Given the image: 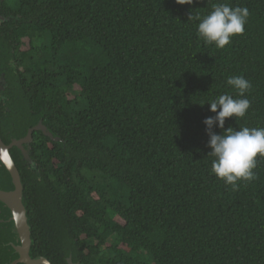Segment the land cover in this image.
<instances>
[{
  "label": "trees",
  "instance_id": "obj_1",
  "mask_svg": "<svg viewBox=\"0 0 264 264\" xmlns=\"http://www.w3.org/2000/svg\"><path fill=\"white\" fill-rule=\"evenodd\" d=\"M217 2L0 0V39L20 67L1 121L59 137L33 131L35 168L12 151L32 257L264 264V157L235 190L217 179L203 123L215 113L198 103L235 96L226 81L242 75L251 106L225 128L264 127V0H227L249 16L223 49L197 35Z\"/></svg>",
  "mask_w": 264,
  "mask_h": 264
},
{
  "label": "clouds",
  "instance_id": "obj_2",
  "mask_svg": "<svg viewBox=\"0 0 264 264\" xmlns=\"http://www.w3.org/2000/svg\"><path fill=\"white\" fill-rule=\"evenodd\" d=\"M176 2L190 5L193 0ZM248 16L246 7H233L227 0L217 2L207 15L202 18L196 16L199 20L197 35L205 44H214L216 48L223 49L231 43L233 36L243 34ZM226 83L235 90V96L223 93L198 103L201 106L208 103L209 110L215 113L203 121L209 135L208 147L211 151L207 155L212 157L211 174L235 190L238 182L256 179L254 169L257 157H264V127L225 128L226 118L234 117L236 120L246 116L251 102L245 93L252 87L251 82L242 75L230 76ZM214 126L222 131L216 133L213 131Z\"/></svg>",
  "mask_w": 264,
  "mask_h": 264
},
{
  "label": "flooded vegetation",
  "instance_id": "obj_3",
  "mask_svg": "<svg viewBox=\"0 0 264 264\" xmlns=\"http://www.w3.org/2000/svg\"><path fill=\"white\" fill-rule=\"evenodd\" d=\"M0 23L4 20L3 15L0 13ZM6 48L4 39H0V138L5 145H10L12 140H20L26 136L27 131L33 127L26 128L23 133L15 132L13 128V122L7 121L3 119L1 121L2 116L6 117L7 114L4 113L8 110L7 106L4 104L5 98H7L10 94L9 83L11 82L12 75L20 72V67L17 66L15 61H11L10 58L12 57V52H4ZM22 48V46L20 47ZM35 131V130H34ZM16 133L19 135L16 136ZM33 141V132L32 138L28 142H19L18 145H12L9 148V152L12 155V151L18 152L21 157V148L30 149L31 142ZM30 154V153H29ZM21 159H23L21 157ZM25 161V159H23ZM26 163V162H25ZM27 164V163H26ZM17 167V164L15 162ZM29 165V164H28ZM31 167V165H29ZM32 168V167H31ZM35 168V167H34ZM18 171L19 168L17 167ZM20 174V172H19ZM21 179V175H20ZM23 191V184L21 180V192ZM18 200V187L13 183L12 176L7 168L6 164L0 159V254L7 255L8 251L10 254L15 255L14 258L5 259L3 264H7L11 260L15 259L18 254L14 249V244L16 242V229L14 228V217L12 209V203ZM22 200H23V192H22ZM20 263V262H18ZM17 263V264H18ZM24 264V263H23Z\"/></svg>",
  "mask_w": 264,
  "mask_h": 264
},
{
  "label": "water",
  "instance_id": "obj_4",
  "mask_svg": "<svg viewBox=\"0 0 264 264\" xmlns=\"http://www.w3.org/2000/svg\"><path fill=\"white\" fill-rule=\"evenodd\" d=\"M34 130L42 131L44 135L48 136L54 141L59 140V137L54 136L52 132L41 123V121L31 127L27 131L26 136L20 139L19 141L13 139L10 145H5L0 138V159L6 164L7 168L11 173L13 183H15V185L18 187V200L15 203H12L13 214H15L14 228L16 229V242L14 244V249L18 256L7 264H17L18 262L24 264H51V262L43 256H31V245L33 241L31 238V230L28 223L26 206L22 200L20 174L9 152V148L12 145H18L19 142H28L29 140H31L32 132ZM20 150L21 157L25 159V162L31 165L32 168L36 167L35 162L32 160L29 154V149L21 148ZM66 261L67 264H78V262L72 261L71 254L68 255Z\"/></svg>",
  "mask_w": 264,
  "mask_h": 264
},
{
  "label": "rangeland",
  "instance_id": "obj_5",
  "mask_svg": "<svg viewBox=\"0 0 264 264\" xmlns=\"http://www.w3.org/2000/svg\"><path fill=\"white\" fill-rule=\"evenodd\" d=\"M23 41H24V43H23V45H22V48L25 49V48L27 47V46H26V39L24 38Z\"/></svg>",
  "mask_w": 264,
  "mask_h": 264
}]
</instances>
